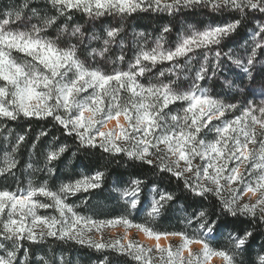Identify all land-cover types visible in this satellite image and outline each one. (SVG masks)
<instances>
[{
    "label": "snow or ice",
    "instance_id": "obj_1",
    "mask_svg": "<svg viewBox=\"0 0 264 264\" xmlns=\"http://www.w3.org/2000/svg\"><path fill=\"white\" fill-rule=\"evenodd\" d=\"M197 9L232 18L202 30L189 25L168 47L165 34L171 25L162 27L152 47L147 34L135 33L130 58L122 23L88 33L75 22L78 13L90 21L106 16L123 21L137 12L171 17ZM241 29L247 36L243 55L233 48L224 51L223 42ZM181 79L190 81L187 87L177 83ZM210 82L211 87L204 86ZM178 104L182 107L174 112L170 106ZM33 119L50 121L78 150L123 156L174 178L180 191L140 175L118 178L111 191L122 214L97 218L77 209L104 189L108 173L103 167L67 178L55 189L47 180L34 185L31 179L24 188H2L0 264H70L51 249L39 254L49 238L100 253L93 264H113L110 253L133 264H212L214 258L219 264H264V243L253 254L257 232L264 236V0L5 3L0 7V139L5 149L0 176L15 178L17 155L31 131L17 133L9 123ZM48 134L49 129H41L32 139L25 171L56 176L55 162L71 150L59 136L42 152V167L32 162L31 154ZM185 193L195 199L187 203L191 211L181 206V230H158L155 222ZM78 196L84 197L79 205L68 202ZM140 211L146 219L137 223L132 217ZM119 226L126 233L134 227L155 243L145 245L127 234L105 238L106 229Z\"/></svg>",
    "mask_w": 264,
    "mask_h": 264
},
{
    "label": "trees",
    "instance_id": "obj_2",
    "mask_svg": "<svg viewBox=\"0 0 264 264\" xmlns=\"http://www.w3.org/2000/svg\"><path fill=\"white\" fill-rule=\"evenodd\" d=\"M11 0H0V7H3L5 3H10ZM39 2V0H38ZM35 6V5H34ZM232 16L228 13H222L217 15L215 13H210L202 10L185 11L177 16H168L165 13H154V12H137L131 16L125 17L123 21H120L118 17H102L96 21H90L87 17L81 14H76L75 22L84 25L86 32L91 33L93 31L100 32L103 28L109 26H119L121 23L124 27L123 38L125 43L128 44V48L125 49L127 56L130 58L132 52L129 50L135 45L130 43L133 41L135 33L144 32L149 37V47L153 46V41L160 35V30L164 25H171L172 31L166 35L165 47H168L175 43L177 37L188 30V26L191 25L196 30H202L209 24L222 23L231 19ZM35 22V21H34ZM49 35H54V30L49 31ZM247 36L244 34V30H239L238 34H233L231 38L226 39L223 44L225 45L224 51L228 48H233L237 53L243 55L242 46ZM97 46V45H93ZM113 55L118 54V49H112ZM14 55H16L14 53ZM18 59H23L22 56H17ZM180 63H184L181 60ZM195 63V61H194ZM166 63L163 67H168ZM112 66H106L110 69ZM126 67V64L124 65ZM159 67V66H158ZM261 67L257 68L260 69ZM145 82V81H142ZM181 87H187L190 81H185L183 79L177 81ZM220 82H216V90L219 91ZM206 87H211V82ZM174 112L180 110L182 105L170 106ZM9 127L15 129L17 133H22L29 127L31 131L28 133V144L21 147L20 152L17 155V159L20 161V165L15 173V178L13 176H0V189L8 188L10 190H15L17 187L24 188L27 185L29 179L32 180L33 184H39L44 180L48 181V185L55 189L60 183L64 182L67 178H78L80 174L88 175L92 171H95L98 167H103L107 169L108 175L105 180V187L103 190H96L89 197V204L87 206H81L78 211L84 215H94L97 218H106L108 216L120 215L122 214V207L114 198V194L111 189L114 182L120 178L127 181L135 175H140L147 178L149 181L155 180L160 183L161 187L168 190H174L179 193L178 182L167 175L160 173H155L154 170L143 166L141 164H133L129 162L123 156H117L115 159L112 157L104 155L96 150L83 151L78 150L75 147V142L72 138L61 135L58 128H53L50 121L44 120H20L15 123H9ZM41 129H49V134L47 137H42L40 144H38V150L33 152L31 155L33 157L32 162L36 168L42 167L43 155L42 152L45 151L50 144H54V137L59 136L60 140L64 143L70 145V151L66 152L61 156V158L55 162V167L57 168L56 176L49 177L42 172H28L25 171L24 165L29 161V151L28 146L30 145L32 139ZM4 141L0 139V157H2L4 151ZM76 152V155H73ZM243 171V170H242ZM83 196H78L71 198L68 202L79 205L80 200ZM195 199L194 197H188L187 194H182L178 203L170 205L162 214V216L155 222V227L158 230L164 231H178L181 230L180 219L182 218L181 206H185L187 211V203ZM247 199V198H245ZM40 214L46 215L50 214V210H39ZM135 222L142 223L145 222V212L140 211L134 214L132 217ZM243 219V218H242ZM117 228H124L119 226ZM136 228H130L128 230H135ZM105 238L117 236H111L104 234ZM136 239V238H133ZM144 243V242H143ZM179 243V242H174ZM264 243V236L260 235L259 232L256 234L255 242L253 244V254L258 250L259 245ZM145 245H149L144 243ZM28 246V245H26ZM51 249L55 254L66 255L70 264H93L100 257V253L95 252L89 248H83L79 245H75L70 242H61L49 238L42 246H40L39 254H46V250ZM34 250H37L34 248ZM110 259L113 264H133L130 258L125 256H118L114 253H110ZM34 259V258H33Z\"/></svg>",
    "mask_w": 264,
    "mask_h": 264
},
{
    "label": "rangeland",
    "instance_id": "obj_3",
    "mask_svg": "<svg viewBox=\"0 0 264 264\" xmlns=\"http://www.w3.org/2000/svg\"><path fill=\"white\" fill-rule=\"evenodd\" d=\"M259 67H261V65L260 64H257V68H259ZM242 170H243V168H242ZM245 198H247V197H245ZM115 229H118V228H115ZM112 230L113 229H106L105 232H104V234H108V235H111V236H117V235H120L121 236V235H124L125 234V231H123L122 229H118V230H115V231H112ZM124 230H125V228H124ZM136 230L137 229L133 230V231H135V233L129 235L128 238L129 239L136 238L137 240L141 241L139 239L137 233H136ZM172 241H173V243L174 242H179V238H173ZM195 247H197V246H195ZM212 264H219V259H213Z\"/></svg>",
    "mask_w": 264,
    "mask_h": 264
},
{
    "label": "bare ground",
    "instance_id": "obj_4",
    "mask_svg": "<svg viewBox=\"0 0 264 264\" xmlns=\"http://www.w3.org/2000/svg\"><path fill=\"white\" fill-rule=\"evenodd\" d=\"M113 123H114V121H113V122H110V123H109V127H111ZM118 229H122L123 231H125V234H127V236H129V235L135 233V231H133V230H127V233H126V230H124V228H118ZM118 229H113L112 231H115V230H118ZM136 233H137L139 239H140L142 242L147 243V244H149V245H152V244L155 243L154 240L149 239V238H148L143 232H141V231H139V230H138V231L136 230ZM170 239H173V238H170ZM161 243L164 244V243H167V241H165V240L162 238V239H161ZM195 246H196V245H194V247H195ZM197 247H198V246H197ZM214 259H219V258H214Z\"/></svg>",
    "mask_w": 264,
    "mask_h": 264
},
{
    "label": "water",
    "instance_id": "obj_5",
    "mask_svg": "<svg viewBox=\"0 0 264 264\" xmlns=\"http://www.w3.org/2000/svg\"><path fill=\"white\" fill-rule=\"evenodd\" d=\"M138 230V229H137Z\"/></svg>",
    "mask_w": 264,
    "mask_h": 264
}]
</instances>
